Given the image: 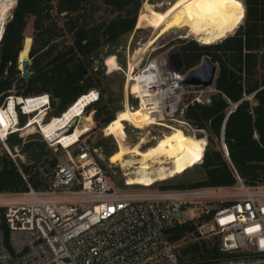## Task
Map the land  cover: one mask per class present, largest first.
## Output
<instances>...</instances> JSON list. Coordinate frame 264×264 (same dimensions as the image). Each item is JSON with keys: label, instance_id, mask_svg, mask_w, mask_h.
<instances>
[{"label": "trees", "instance_id": "16d2710c", "mask_svg": "<svg viewBox=\"0 0 264 264\" xmlns=\"http://www.w3.org/2000/svg\"><path fill=\"white\" fill-rule=\"evenodd\" d=\"M142 1L16 0L0 42V102L10 94H48L47 122L94 89L98 97L83 108L85 114L93 112L91 131H102L125 103L130 109L136 108L137 98L124 91L126 61L122 49L127 35L134 30ZM237 1L243 14L232 33L211 44L190 39L179 45L185 69H194L204 58L217 65L209 100L188 99L181 115L192 128L206 132L207 144L202 148L196 177L162 180L156 183L158 188L232 184L234 172L248 183L264 182V0ZM30 18L32 37L24 35ZM26 49L30 75L23 77L17 57ZM111 54L119 66L109 70L105 58ZM18 118L23 126L26 115L19 113ZM73 126H68L66 132H71ZM6 143L10 151L16 146L18 153L29 160L19 164L29 173V182L35 188L43 186L40 168L50 170L59 162L60 147L50 146L39 132L25 138L16 131L8 134ZM94 146L105 158L118 149L111 135H102ZM7 153L5 148L0 153V191L25 189L17 161ZM97 162L103 166L100 160ZM198 220L180 221L169 232L170 240L176 243L189 235L194 238L178 246L183 261L221 253L218 235L200 237Z\"/></svg>", "mask_w": 264, "mask_h": 264}, {"label": "built area", "instance_id": "2783aa9c", "mask_svg": "<svg viewBox=\"0 0 264 264\" xmlns=\"http://www.w3.org/2000/svg\"><path fill=\"white\" fill-rule=\"evenodd\" d=\"M8 12L11 15L10 9ZM6 22L7 17L0 19V42ZM178 54L169 56L170 64L181 62ZM167 64L166 57L155 55L134 76L153 69L152 83L171 79L174 85L159 95L163 97L162 120L180 117L193 134L205 137L206 145V132L181 118L186 103L180 106V95L183 87H202V91L210 86L187 85L186 74L166 68ZM140 85L142 89V82ZM199 95L189 100H209ZM41 98L38 109L26 111L28 99ZM144 99L150 102L147 96ZM49 105L48 94H10L0 102V142L8 153V134L21 128L18 114L26 115V125L36 119L30 116L40 109L37 118L43 123ZM35 123L50 146L56 144L65 151L76 145L77 153L67 152V161L50 170L40 168L45 180L40 188L29 182V173L16 163L26 188L0 191V264H264V182L248 183L234 172L235 182L227 185L153 188L151 184L123 189L106 176L94 156L97 149L79 138L66 147L53 144L54 139L49 141ZM221 146L228 158L223 143ZM130 185L126 183V187ZM185 208L198 210L187 220L200 219L197 231L201 238L219 236V255L196 261L181 259L169 232L180 222L178 216Z\"/></svg>", "mask_w": 264, "mask_h": 264}, {"label": "bare ground", "instance_id": "6f19581e", "mask_svg": "<svg viewBox=\"0 0 264 264\" xmlns=\"http://www.w3.org/2000/svg\"><path fill=\"white\" fill-rule=\"evenodd\" d=\"M10 1L0 0V19L5 18L9 9H12L13 5ZM209 4L212 5L211 10L208 7ZM141 6L153 29V34L139 47L133 61L128 62V79L131 78L137 82L136 93L141 97L139 107L134 109L124 107L122 110L117 111L115 118L104 127L106 134H113L118 138L125 136L124 121L137 128L152 124H163V114L160 109L161 98L163 97H159V95L167 92L174 85L171 79L169 81L162 79L160 82L152 83V75L155 73H153V69H147L146 72L132 77V71L141 59V54L150 46L152 47L160 35L175 28H186L188 35L193 34L202 43L211 44L232 33L237 27L241 15V6L237 7V3H234L233 0H227V2H218V0H172L171 2L168 1L165 7L150 4L146 1ZM18 55L20 67L21 61L27 57L28 52L22 51ZM113 56L107 57L106 62L109 65H116ZM140 82L144 86L142 89L140 88ZM144 96H147L148 100L150 99L149 103L145 102ZM95 97V91L92 89L88 93L77 97L61 115L54 116L43 123L38 118L32 119L26 124V127L38 122L47 137L54 139V143H62L66 147L77 140L87 128L82 127L80 132L74 130L69 133L62 130L73 117L82 116L83 108L88 105L87 102ZM43 99H28L24 108L29 112L36 110L39 107L38 102ZM10 108L13 110L12 105H10ZM83 118L84 121H92L91 116L88 114L83 115ZM144 141L145 139L141 137L127 147H119L109 158L111 162L121 164L125 170L124 174L127 176V184L151 185L156 180L165 179L183 171L191 163H199L202 148L206 143L203 135H191L178 127L171 128L169 132L160 136L152 145L141 148ZM198 149L201 151L199 155L197 153Z\"/></svg>", "mask_w": 264, "mask_h": 264}, {"label": "rangeland", "instance_id": "374dc122", "mask_svg": "<svg viewBox=\"0 0 264 264\" xmlns=\"http://www.w3.org/2000/svg\"><path fill=\"white\" fill-rule=\"evenodd\" d=\"M146 1L149 2L150 4H155L158 6L165 7V6H167L168 1L171 2L172 0H143L141 5L143 4V2H146ZM14 5L11 7L12 9H13ZM157 8H159V7H157ZM12 9H10V13H12ZM102 10L105 12L104 8H102ZM8 14H9V12L7 13V15ZM166 32L157 38V40L152 45V47L150 46L145 52H143L141 54V59L139 60L137 65L134 66V70L132 71V77L134 76V74L136 72L138 73V71H140L142 69V67L155 55H159V56L167 58L168 64H167L166 68L179 69L181 71V73L186 74V76L189 74V72L192 69H185L182 59H181V62L174 60L176 63L170 64L168 61L169 56L173 55L174 53L177 54L178 49H179V45L181 44L182 40L187 41L190 39H194L199 43H202V42L199 41L195 35H193V34L188 35L186 28H175V29H171V30L166 31ZM31 33H32V18L28 19L27 26L24 30V35L29 34L31 36ZM152 34H153V29L150 26L148 19L146 18L145 11L142 9V6H140V8L138 10V17H137V22H136V25L134 27V30L130 34L127 35L125 47H124V49H122V54L124 55V58L126 61V69H125L126 82H125V86H124V91L132 94L133 96H134L133 93H136L137 82L134 79H131V78L128 79V75H127V73H128V62L133 61L134 57L137 54V50L139 49V47L143 43H145L148 40V38H150L152 36ZM26 51L28 52L27 49H26ZM178 55L180 56V54H178ZM107 57L105 58V64H106L107 69L112 70V69H115L119 66L117 61H116L115 55L113 57H115L116 65H109L106 62ZM180 58H181V56H180ZM17 63H18L17 68L19 69L18 59H17ZM201 88L196 89V88H193L192 86L183 87V94L180 95V98H182L180 106L183 105L184 103H186V101L188 99H190L191 97L200 96L199 95L200 93H201V98H205V97H208L209 94L212 92V85L210 87H207V88L203 87V90L200 91ZM204 88H205V90H204ZM13 90H15V89H13ZM134 97H136V96H134ZM136 98H137V102H138L137 107H139L140 99L138 97H136ZM124 107L130 108L129 103H125ZM92 113H93L92 111L88 113V115H90L91 119H92V121H90V122L84 121L83 115H85V113H83L82 116H78L77 121L75 122V124L71 130V131L78 130V132H80L82 127H86L87 130L85 132H83L84 134L82 133L83 137H81L80 142L85 141L91 147H93L95 145L96 141L102 135H111L117 143V148L127 147V146L131 145L133 142L138 141L139 138H141V137L145 139L144 143H142V145H141L143 147H141V148H145L149 145H152L160 136H162L166 132H169L171 130V128H173V127H178L181 130H183L185 133L194 135V134H192L193 132L188 128V126L184 122L179 120L180 117L176 116L175 118L171 117V119H169V118L164 119L163 124H161V125L152 124V125L145 126L143 128H137V127L131 125L130 123L124 121L123 122V128H124L125 136L123 138H118L116 135L106 134L104 131V128L102 129V131H99V130L91 131V128L94 126ZM40 115H41V110L39 109V110L33 112V114L30 117L33 116V117L37 118ZM67 128H68V126L64 127V129L62 131L66 132ZM17 132L19 133V135L25 136V138H26L28 134H31L34 132H39L38 125L36 123H33L31 126H28V127H26V125H23V126H21L20 130H18ZM41 136H42V134H41ZM52 140L53 139L49 138V141H52ZM25 141H26V139H25ZM52 143L54 144L53 141H52ZM53 147H55V149H57L60 146L54 144ZM93 148L97 149V151L94 152V156H95L96 160L98 159L103 163L104 167L102 166V168L105 171L106 176L110 179V181L115 186L123 188V189H141L143 187L140 184L139 185L138 184L130 185L131 188L126 187L127 176L124 174L125 170L122 168L121 164H119L118 162H111L109 159L110 157L105 158L104 155L101 153L99 148H97L95 146ZM14 149L15 150L11 151V154L7 153L13 159V161H17L18 164H20V162L27 163L29 161V160H27L26 155L18 153V151H19L18 147L15 146ZM59 149H58L59 152H61V154L59 155V162L64 163L68 159L67 152H69L70 154H74L73 152H75V150H76V145H73L69 148H66L65 151L61 147ZM3 150H4L3 144L0 142V153H2ZM15 153H17V154H15ZM197 153L199 155L201 153V151L198 149ZM198 170H199V164L191 163L183 171H181V172H179L173 176H170V177L165 178V179L156 180L155 183L152 185V187L153 188L158 187V186H156V183H158L159 181H162V180L171 181L174 179H180L181 177H196ZM125 177H126V179H125ZM121 183H122V185H121ZM197 212H198V210H196V209L185 208L180 212L178 219H179V221H185L187 219L193 218L197 214ZM192 240H194V238L191 235H189V236L185 237L184 239H182L181 241H179L177 243V245L178 246L184 245L187 242L192 241Z\"/></svg>", "mask_w": 264, "mask_h": 264}, {"label": "water", "instance_id": "95a60500", "mask_svg": "<svg viewBox=\"0 0 264 264\" xmlns=\"http://www.w3.org/2000/svg\"><path fill=\"white\" fill-rule=\"evenodd\" d=\"M11 16L12 15H8L7 21L11 18ZM29 63H30V59L28 53L27 57H25L21 61V65L19 67V69L21 70V75L23 77H28L30 75V71L28 70ZM216 72H217V65L213 63L209 58H204L197 67H195L189 72V74L185 78V83L187 85L211 86L213 84ZM94 91L96 97L91 101L89 100L87 103L94 101L98 97V92L96 90ZM76 121H77V117L75 116L70 120L67 126L75 124Z\"/></svg>", "mask_w": 264, "mask_h": 264}, {"label": "snow or ice", "instance_id": "6c2138e0", "mask_svg": "<svg viewBox=\"0 0 264 264\" xmlns=\"http://www.w3.org/2000/svg\"><path fill=\"white\" fill-rule=\"evenodd\" d=\"M218 2H227V0H218ZM233 2H234V3H237V7L240 6L239 3L237 2V0H233ZM208 7H209V9L211 10L212 5L209 4ZM242 14H243V13H242V11H241V15H242Z\"/></svg>", "mask_w": 264, "mask_h": 264}]
</instances>
